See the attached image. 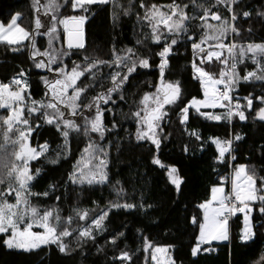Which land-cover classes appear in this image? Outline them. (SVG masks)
<instances>
[{
	"label": "trees",
	"instance_id": "16d2710c",
	"mask_svg": "<svg viewBox=\"0 0 264 264\" xmlns=\"http://www.w3.org/2000/svg\"><path fill=\"white\" fill-rule=\"evenodd\" d=\"M46 2L47 0H39L40 5ZM139 2L140 0H132L131 11L128 15H124V10L129 8V0H110L107 5H92L87 12L73 11L70 5L65 4V0H57L60 5L59 10L46 15L43 7L40 8L39 13L36 12L32 6L33 0H0V23L8 25L12 15L21 13L18 22L22 27L30 30L31 35V39L24 44L10 46L0 43V83L11 84L12 78L23 69L24 79L29 85L28 92L24 95L27 97L30 93V98L25 99L29 103L32 100L48 102L52 93L46 87L45 80L54 82L58 78L55 72L35 67L34 60L36 62L43 60L47 63L48 57L30 58L33 41L40 52L48 51L50 54L54 50L58 53L80 52V55L61 58L62 66H66L69 71L73 61L83 63L84 55L113 63L111 68L107 65L98 66L95 77L85 73L77 81L78 86L86 88V92L81 97L82 104L91 103L93 97L112 86L110 73L117 70L115 58L117 55L127 58L128 48H133L139 57L150 58L151 63V68L148 69L137 67L123 90L112 94L115 104L110 102L104 105L103 101L100 102L102 109H110L103 113L104 124L109 129L103 139L95 133H89L88 136L83 133L84 117L94 116L95 107L92 109L81 107L77 110V114L72 116L69 109L60 105L65 118L76 121L81 127L80 133L70 132L67 142L57 131L56 124L45 123L40 112L29 114L24 111V115L34 129L29 140L30 146L37 148L45 143L49 145L44 155L30 163V169L34 173V179L30 182V203L41 213L51 210L54 216L59 215L60 221L53 219L52 222L57 224L58 230L62 231L67 227L71 232L69 237L64 238L69 251L61 253L54 244L28 252L10 250L3 243L5 236L1 234L0 264H113V258L118 257L121 250L132 254V260L128 264H149L151 252L157 246L170 248L174 264H264V217L260 215L259 200L253 206L254 210L251 213L255 236L250 241L240 240L243 229L242 215L237 212L230 223L229 240L226 243L202 246L197 256L192 255L191 250L197 245L201 221L199 205L209 201L211 189L224 182L222 179L229 173L230 163L232 171L235 166L244 164L264 175V159H261L260 152L261 147L264 146V122L254 119L255 111L248 113L246 121H240L237 117L229 125L224 121L208 120L190 109L189 121L185 125L180 124V107L193 98H204L199 78H193L195 75L193 62L212 72L216 78H219V70L225 67L215 59H212L211 63L206 60L201 64L200 54L198 52L194 54L191 41H188L186 36L181 37L178 45L173 46L175 51L170 55L164 76L166 83L180 82L182 103L165 106L168 114L161 121L163 131L159 132L161 144L158 150L148 141H136L137 124L131 112L137 109L138 102L145 92L156 91V85L160 81L157 68L159 57L156 52L164 43L161 41L160 44H154L150 38L147 22L138 21L137 13L142 16L144 11L140 8ZM145 2L149 6L168 5L172 0H145ZM176 3L187 4L186 11L189 15L200 12L198 7L194 8L192 0H176ZM197 3L209 7L215 4V0H197ZM242 6L253 13V19L245 22L241 18L237 22L241 35L229 34L224 42L235 41L238 46L245 47L250 42L264 43V26H262L264 21H258L255 15L257 11H264V0H242ZM212 11L230 19V13L223 4L212 7ZM53 14L57 16L58 21L71 20V17L79 15L87 17L82 26L86 52L67 48L66 35L59 23L56 24L55 39L51 47L49 36L39 35L47 32ZM37 15L43 27L33 31ZM207 22L218 23L210 16ZM202 23L197 19L189 24L187 34L194 35L197 42L203 35L204 30L200 27ZM249 27L253 28L251 34L248 32ZM146 34L148 39H145ZM137 40H141L142 43L138 45ZM212 48L205 50L209 51ZM224 55L227 53L225 52ZM258 60H264V57H258ZM51 67L55 68L56 65L53 64ZM126 70L127 68L122 66V71L126 72ZM253 70H257V65L251 59L246 58L245 62L237 65V72L240 75ZM12 87L15 88V85ZM71 92L72 89H69L68 94L70 95ZM249 93L257 96L264 94V81H241L234 95L244 97ZM121 96H124V99H121ZM255 103L259 106L258 102ZM48 111L51 113L54 110ZM202 111L219 114L224 110ZM5 113L4 110H0V115ZM113 124L117 127L112 128ZM192 130L198 131L202 140L190 136L189 132ZM230 132L241 134L243 139L235 142L233 146L231 156L234 155L236 159L230 160V155L226 153V161L220 163L216 159L217 149L210 142L209 137L227 138ZM0 143H3L2 132H0ZM90 143L107 152L106 171L109 179L105 183L93 185L74 184L70 179L74 166L78 165L87 172L98 163V160L90 158V152L85 151ZM185 146L188 147L187 152ZM154 155L165 167L152 163ZM52 160H57V163L53 164ZM168 167L177 169L176 175L182 181L179 191L169 182ZM0 188H6V185H0ZM121 188L123 192L118 198L117 190ZM45 192H47L46 196L43 195ZM117 201L135 203L144 207L130 211L111 208V203ZM149 205L151 207H148ZM105 210H109V216L104 221L103 231H96L92 239L79 238V231L91 226L92 220ZM77 211L87 214L85 220L79 219ZM193 216L198 218L199 223L193 224ZM69 217L72 218L70 224ZM118 232H123L124 236L117 237V243L113 245L111 241ZM145 238L151 246L147 252L144 250ZM116 264L120 262L116 261Z\"/></svg>",
	"mask_w": 264,
	"mask_h": 264
},
{
	"label": "snow or ice",
	"instance_id": "6c2138e0",
	"mask_svg": "<svg viewBox=\"0 0 264 264\" xmlns=\"http://www.w3.org/2000/svg\"><path fill=\"white\" fill-rule=\"evenodd\" d=\"M194 8L198 7L200 12L194 15H189L186 11L188 5H181L172 0L168 5L151 4L150 6L145 0H140L139 6L143 9V15L137 13V19L141 22H147L150 28V38L154 44H160L163 41L162 48L156 52L160 58L157 68L159 69L160 81L156 85L154 93L145 92L138 102L137 109L131 112L132 117L135 118L137 124L136 141H148L158 150L161 144V137L159 132L163 131L161 121L167 116L168 112L166 105H177L182 95V87L179 81L165 82L164 76L169 64L170 55L175 51V45H178L180 38L186 36L188 41H191V47L194 54H200L199 59L201 64L206 60L211 63L212 59L223 64L225 67L219 70V78L206 71L204 68L197 66L193 62L194 79L199 78V83L203 89L204 99H191L187 104L180 107V124L185 125L190 118V109H195V112L202 117L212 121H224L231 125L233 120L238 117L240 121H246L248 113L255 111L254 119L264 122V94L254 95L249 93L247 96L239 97L234 95L236 89L241 81L249 82L250 80L264 81V60H258V57H264V43L250 42L245 46L239 45L234 41L232 43H225L229 34L240 36L241 30L238 21L243 18L245 22L253 19V13L246 10L242 6V0H215V4L209 7H204L203 4H198L197 0H192ZM110 0H65V4L70 5L73 11L80 9L84 12L89 11L92 5H107ZM223 4L230 13V19L222 17L218 12H213L212 7H217ZM33 8L39 13L41 7L44 13H55L59 10L60 5L57 0H47L43 5H40L39 0H33ZM132 0H129V8L124 10V15H128L131 11ZM164 9H167L166 11ZM239 9V10H238ZM202 13V14H201ZM258 21H264V11H257L255 13ZM22 14L17 13L12 15L7 27L0 24V40H5L9 45L20 44L25 39H31L30 30L25 29L18 22ZM217 21V24L207 22V18ZM115 18V14H114ZM76 22V29L74 32H69L67 27L68 20H57L56 15H51V26L48 27L45 35L49 36V46L55 39L56 24L62 23L65 25V32L68 33L69 39L67 43L68 49L84 50L86 52V42L84 39L83 24L87 19L84 15L71 17ZM199 19L203 23L200 27L204 30L199 42L194 35H188L189 24L191 21ZM264 26V24H262ZM43 27L42 21L37 15L35 19V29L38 31ZM252 27H249L248 32L251 34ZM145 35V39H148ZM216 41L212 50L206 51L202 45L207 41ZM141 40H137V44H141ZM33 51L30 52V58L37 56H47L48 60L45 63L43 60L35 63L37 69L46 68L49 72L58 74V78L54 82L45 80L46 87L52 93L51 99L48 102L32 100L31 107L24 104L26 98H30V93L26 97L24 93L28 92V83L24 79L25 72L23 69L12 78L11 84L0 83V109L7 110V115H0V132L3 135V143H0V185H5L6 188H0V233L11 232L9 238L5 239L3 243L8 248H18L24 251H31L40 248L41 245L56 244L61 253L69 251L68 245L64 243V238L71 235V232L65 227L62 231L58 230L57 224L53 223L55 219L60 221L59 215L53 214L51 210H45L41 215L37 207L30 203V182L34 179V173L30 169V162L39 159L45 152H47L49 145L45 143L37 148L30 146V137L34 131L29 119L24 115V109L27 108L29 114L40 112L47 124H56L57 131L65 138L67 142L70 132L75 131L80 133V125L72 120L65 118L64 111L61 110L60 105L70 110V115L75 116L77 110L81 107L92 109L95 107L94 116L84 117L83 133L88 136L89 133L98 134L101 139L104 138L105 133L109 129L104 124V111L110 109H102L100 102L104 105L108 103L115 104L112 94L123 90V87L129 82V77L140 68H151L150 58L139 57L136 55L133 48H128L127 58L119 55L115 58V68L110 73L112 86L105 91L93 97L92 102L82 104V94L86 92L85 87L77 85V81L85 75L90 73L95 77L98 71V66L107 65L113 67V63L105 60L93 59L88 55H84L83 63H76L73 61L71 70H67L63 65V56L80 55V52H56L55 50L50 54L48 51L40 52L35 47V41L32 42ZM15 50V49H13ZM227 55H224V53ZM249 53L251 56H249ZM251 59L257 65V70L248 71L244 75L237 72V65ZM129 60L131 63L129 64ZM55 64L53 68L51 65ZM122 66L126 67V72L122 71ZM15 85V88L12 86ZM223 86L222 88L219 86ZM72 89L71 94L68 90ZM124 99V96L120 97ZM255 102L259 103V106ZM142 106V107H141ZM224 109L222 113L204 112L201 109ZM52 109L53 112L48 110ZM62 125V126H61ZM39 127V125H37ZM117 127L116 124L112 128ZM159 130V131H158ZM190 136H194L197 140H202L198 131L192 130L189 132ZM242 135L239 133H229L227 138L209 137L210 142L215 145L218 156L217 161L223 163L226 161V153L230 154L233 151L235 142L241 141ZM11 146V147H9ZM203 147V145H201ZM86 152L91 153V159L98 160L94 168L89 171H83L78 165L74 166V171L70 179L72 183L93 185L94 183H105L108 181L107 174V152L103 148H97L95 144L90 143ZM185 151L188 147L185 146ZM261 159H264V146L260 149ZM235 160L234 155L231 156ZM53 164L57 160L51 161ZM152 163L160 167H165L157 156H153ZM39 170H37L38 173ZM177 169L175 167L167 168V175L169 182L175 186L179 191L182 183L180 177L176 175ZM119 184V181H117ZM233 195L235 201L223 195V187H213L211 189L212 199L200 204L199 207L204 210V223H200L199 240L202 243H208L210 240H228V215H234L236 212L244 213V228L241 231L240 240L242 242L250 241L254 236L253 225L250 222V214L254 210L249 206V202L256 200L260 201V215L264 217V175H260L255 168H248L244 164L235 166L234 175L232 178ZM123 189L117 190V197L119 198ZM15 196V203L9 202V197ZM47 195V192L43 193ZM216 201L218 207L210 208L209 206ZM238 202V203H237ZM142 208L143 205H137L129 202H112L111 208L123 209L130 211ZM148 207H151L149 205ZM86 213L77 211V216L80 220H85ZM26 216H30L34 222L38 221V226L43 228V233H34L30 229L32 223H27V226L21 230L18 225L25 220ZM109 216V210H105L97 218L92 220L91 226L84 227L79 231V238L92 239L96 231H103L104 221ZM72 218H68L70 224ZM193 224L199 223L198 218L193 216ZM124 236L123 232H118L117 236L112 239V244L116 245L117 237ZM147 238L144 239V250L147 252L150 248ZM199 244L193 247L191 252L195 257L200 251ZM207 251V249H204ZM164 248L156 247L152 252V259L156 260V252H164ZM132 260V254L126 250H121L118 257L113 258V264L119 261L120 264H128ZM171 264V262H170Z\"/></svg>",
	"mask_w": 264,
	"mask_h": 264
},
{
	"label": "rangeland",
	"instance_id": "374dc122",
	"mask_svg": "<svg viewBox=\"0 0 264 264\" xmlns=\"http://www.w3.org/2000/svg\"><path fill=\"white\" fill-rule=\"evenodd\" d=\"M75 11H82V10H80V9H77V10H75ZM72 20V19H71ZM68 21H70V20H68ZM1 24V23H0ZM59 25L61 26V28H62V30L65 32V25L64 24H62V23H59ZM5 27H7V25H4ZM40 36H45V34H39ZM65 35H66V32H65ZM30 39H25V40H23L20 44H24V43H26V42H28ZM0 43H3V44H6V45H9L8 43H7V41H5V40H0ZM215 43H216V41H214V40H209V41H207L204 45H203V47L204 48H209V47H213L214 45H215ZM17 44H13V45H10V46H16ZM19 45V44H18ZM43 52V51H42ZM213 59H215V58H213ZM219 87H223L222 85L221 86H219ZM202 99H204V98H202ZM202 99H198V100H202ZM191 101V100H190ZM24 104H26L28 107H31L32 106V104H31V102L29 103L28 101H24ZM0 110H4L6 113H5V115H7L8 114V112H7V110H5V109H0ZM192 110H194L195 111V109H192ZM202 110H210V111H214V110H224V109H211V108H207V109H201V111ZM24 111H27V108H25L24 109ZM32 114H35V113H32ZM84 158H86V155L84 156ZM33 161H35V160H33ZM32 162V161H31ZM30 162V163H31ZM85 164V163H84ZM83 164V165H84ZM233 175H234V170H233V172H232V178H233ZM232 178H231V192H232V194H233V184H232ZM6 185V184H5ZM216 187H223V189H224V193H223V195L224 196H226L227 195V191H226V183H221V185L220 186H216ZM9 202L10 203H15V196L14 195H12V196H10L9 198ZM211 199H212V195H211ZM210 199V200H211ZM258 203V200H256V201H253V202H249V206L250 207H252L253 208V206L254 205H256ZM219 205H218V203L216 202V201H213V203L209 206L210 208H214V207H218ZM199 211H200V219H201V221H200V223H204L205 221H204V210L203 209H201L200 207H199ZM41 213V212H40ZM241 213V215H242V225H243V228H244V213H242V212H240ZM43 213H41V215H42ZM250 222H251V214H250ZM27 223H32L33 224V226H32V228L30 229L32 232H34V233H43V231H44V229L43 228H41V227H39L38 226V221L37 222H34L33 221V219L30 217V216H26L25 217V220L24 221H21L20 223H19V225H18V227L21 229V230H23V228H25L26 226H27ZM200 223H199V228H198V235H197V245L199 244V247L201 248L202 246H206V245H212V244H220V243H226L228 240H210L208 243H202L198 238H199V236H200ZM229 226H230V223L228 222V233H229ZM4 235L5 236V239H7V238H9V236L11 235V232L9 231L8 233H0V235ZM48 245H50V244H48ZM54 245H56V244H54ZM196 245V246H197ZM43 246H46V245H41V247H43ZM7 247V246H6ZM157 247H160V248H164L165 249V251L164 252H156L155 253V255H156V257H157V259L156 260H153L152 259V252H153V250H152V252H151V258H150V262H149V264H170V262H171V264H174L173 263V259H172V256H171V252H170V248H168V247H162V246H157ZM8 248V247H7ZM156 248V247H155ZM8 249H10V248H8ZM38 249V248H37ZM10 250H15V251H24V250H22V249H18V248H11ZM34 250H36V249H34ZM32 251V250H31ZM24 252H28V251H24Z\"/></svg>",
	"mask_w": 264,
	"mask_h": 264
},
{
	"label": "built area",
	"instance_id": "2783aa9c",
	"mask_svg": "<svg viewBox=\"0 0 264 264\" xmlns=\"http://www.w3.org/2000/svg\"><path fill=\"white\" fill-rule=\"evenodd\" d=\"M159 61H160V58H159ZM232 154V153H231ZM230 155V154H229ZM230 157H231V155H230ZM230 160H231V158H230ZM232 168H231V163H230V171H229V173L225 176V177H223V181L224 182H226L227 184H228V190H227V195H226V197H228V198H230V199H232L233 201H235V197H234V195L232 194V192H231V178H232ZM238 203V202H237ZM237 213V212H236ZM235 215V214H234ZM234 215H232V214H229L228 215V217H227V219H228V222L229 223H231V221H232V218H233V216Z\"/></svg>",
	"mask_w": 264,
	"mask_h": 264
},
{
	"label": "water",
	"instance_id": "95a60500",
	"mask_svg": "<svg viewBox=\"0 0 264 264\" xmlns=\"http://www.w3.org/2000/svg\"><path fill=\"white\" fill-rule=\"evenodd\" d=\"M67 27L69 29V32H74L76 27H77L76 22L73 20L68 21ZM68 39H69V36H68V33H66V39H65L66 40V46L68 43Z\"/></svg>",
	"mask_w": 264,
	"mask_h": 264
},
{
	"label": "crops",
	"instance_id": "0c3cea01",
	"mask_svg": "<svg viewBox=\"0 0 264 264\" xmlns=\"http://www.w3.org/2000/svg\"><path fill=\"white\" fill-rule=\"evenodd\" d=\"M211 195H212V192H211ZM211 195H210V199H211ZM210 199H209V200H210Z\"/></svg>",
	"mask_w": 264,
	"mask_h": 264
}]
</instances>
